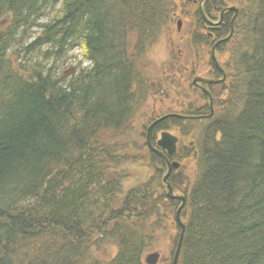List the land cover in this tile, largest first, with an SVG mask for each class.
<instances>
[{
    "label": "trees",
    "instance_id": "1",
    "mask_svg": "<svg viewBox=\"0 0 264 264\" xmlns=\"http://www.w3.org/2000/svg\"><path fill=\"white\" fill-rule=\"evenodd\" d=\"M220 1L208 0L205 15L217 16ZM175 3L0 0V264H144L164 231L159 263L171 264L180 229L165 221L180 203L162 190L165 164L148 150L151 175L126 191L117 169L130 161L120 138L155 92L133 59L166 31ZM233 21L243 50L229 59L211 118L156 127L187 136L202 122L177 264H264V0H244ZM32 29L40 34L21 45ZM76 48L87 65L66 80L55 63ZM35 55L40 63L27 60ZM107 246L109 259L90 256Z\"/></svg>",
    "mask_w": 264,
    "mask_h": 264
},
{
    "label": "rangeland",
    "instance_id": "2",
    "mask_svg": "<svg viewBox=\"0 0 264 264\" xmlns=\"http://www.w3.org/2000/svg\"><path fill=\"white\" fill-rule=\"evenodd\" d=\"M243 1L244 0H221V9L225 8L224 10H226L229 7H234L238 11ZM174 2L176 3L169 23L170 25L166 31L149 46L151 48L146 50L142 60L139 61L137 60L138 58L133 59L135 54L132 49L128 52L130 59L137 61L138 73L144 75L147 80L152 82L155 92L151 94L142 105H139L130 122V130L124 132L122 138H120L121 142L125 143L124 147H126V150L121 153H127L130 159L125 165L117 169L122 171L126 176L122 187L124 191L135 187L138 183L147 181L152 173V169L149 168V159L146 156L148 148L145 146L146 129L149 127L151 118L161 117L167 114H194L199 110V107L208 106V102L201 99L200 92L193 89L191 86L192 76L196 75L197 77L209 78V74L212 72V67L209 65L211 45L205 49L198 45V42H203V38L207 36L208 32L205 31L202 25L197 21L195 16L196 4L192 5L191 2H189V5L179 0H174ZM55 9L56 8H52V10L47 11L40 24L44 23L47 18L52 17L55 13ZM212 18H214L213 23H217L218 15L216 16L215 14ZM178 22L180 24L179 29ZM35 31L37 30L32 29L30 39L25 38L21 40V42H23L21 45L24 46L31 41L33 37L40 34L39 30L37 32ZM27 36H29L28 32ZM130 41L132 48L134 40L131 39ZM208 41H215V36L209 38ZM240 45V38L232 36L224 49H221L219 53H214L217 64H220L222 67L225 66V72L228 70V62L231 63L229 59L236 52L243 50ZM16 49V46L12 49L10 48V50H12V52H10L11 59L16 57L14 53ZM82 53L80 48L68 51L64 59L56 61V71L67 74L66 80H68L79 68L78 63L83 62ZM28 58H30L27 59L28 61L40 63V57H36V55ZM42 64L44 66H49L50 63L43 62ZM86 65L87 64L83 62L81 68L86 67ZM192 71L195 73L191 75ZM156 84H158L157 89H155ZM219 90L220 88L218 87L213 90V93H215L214 100ZM221 96L223 98L224 94H221ZM221 96L216 99H220ZM201 123L200 121L199 124H194L195 126L190 132L191 134L187 136H181L173 129L168 130L169 133L174 135L178 140L176 157L169 160L168 163L170 165L176 162L179 165L177 170L171 167L170 172L171 176L175 178V189L180 190H174V192L179 196H182L183 190H185L184 188L192 186L196 179V161L194 159L195 155H193V148L195 146V137L198 136L196 130L200 128ZM157 137L159 138L158 133L155 139ZM142 147H144V150H142ZM185 156L187 157L184 158ZM166 172L167 168L164 175ZM162 187V190L166 193L165 185H162ZM172 218L174 221L175 214L173 217H170L169 221H165L168 227L173 223ZM169 237V231L161 233L159 241L156 243V248L151 252H146L145 255L157 252L160 258L168 257ZM90 252L92 258L107 260L113 251L112 247L107 246L101 247L99 250L92 248ZM165 264H167V262H165Z\"/></svg>",
    "mask_w": 264,
    "mask_h": 264
},
{
    "label": "flooded vegetation",
    "instance_id": "3",
    "mask_svg": "<svg viewBox=\"0 0 264 264\" xmlns=\"http://www.w3.org/2000/svg\"><path fill=\"white\" fill-rule=\"evenodd\" d=\"M188 2H191L192 5H195L196 4V9L197 11H199V5L200 3L202 2L201 0H194V1H190V0H187ZM208 0H205L201 3L200 7L201 9L206 6V2ZM225 8H220L218 9L219 13H218V18H217V21L219 19V16H220V13L223 12ZM234 17V12H230V11H225L222 15V18H221V23L220 25H218L217 27H211L209 24L206 25V23L202 25V28L205 29V31H207V36L208 39L211 38L212 36H215V41H207V42H198L199 44V47L201 48H207L208 46L211 45V50H210V60H209V65L212 67V72L209 74V78H204V77H200V76H192V81H191V86L193 87V89H196L197 91L200 92V95H203L204 98L203 100H206L208 102V106H202V107H199V110L198 111H203V112H208V115H203V116H200V117H189V116H185L183 115L185 118L187 117V119L184 121H188L189 120H193L191 118H194L195 120H198V119H203V120H206V119H210L211 118V115L213 114V106H214V99L213 97H215V93H213V90L214 89H217L220 88L219 92L217 93V97L221 96V94H223V91H222V87L221 85H223L225 82H226V72H225V66L222 67L220 66V64L218 65L217 64V61L215 59V55L214 53H219V51H221V49H224L227 45H228V42L230 41V38L229 40L227 41H224V42H220L221 40L219 39H222V37H226L227 35H229V31L231 30V28H234L233 25H234V22L232 23V18ZM236 17V16H235ZM210 21H214V18L210 17L209 18ZM233 32V30H232ZM234 33V32H233ZM219 34L220 35H223L222 37H219ZM233 36V34H232ZM225 39V38H224ZM219 67H217L216 65ZM195 72L192 71L191 72V75L194 74ZM224 77V81L218 83V84H209V85H204V84H201L200 82H196V84H193V81L197 78H201V79H205V80H214V81H217V80H220ZM206 91L208 93V96L205 94ZM211 100V102H210ZM196 113V112H195ZM194 113V114H195ZM191 114V113H190ZM169 115H173V114H167V115H164V116H161V117H156V118H151V121L149 122V126L152 125V123L156 122V120L160 119V118H163V117H169ZM172 118V117H170ZM190 118V119H189ZM165 120V119H164ZM163 120L159 121L156 126H154L152 128V130L150 131L149 135H150V143L151 145L155 148V143L157 142V138L155 139V137L157 136V133H158V136H160L159 134L163 131H157L156 132V127L157 126H160L161 125V122ZM149 128V127H148ZM147 128V129H148ZM146 129V131H147ZM146 135V134H145ZM147 136V135H146ZM146 142V141H145ZM176 157V153L171 156V157H167V160H172L173 158ZM160 158V157H159ZM161 159V158H160ZM162 160V159H161ZM162 162L165 164V162L162 160ZM169 162V161H168ZM165 168L166 167V164H165Z\"/></svg>",
    "mask_w": 264,
    "mask_h": 264
},
{
    "label": "water",
    "instance_id": "4",
    "mask_svg": "<svg viewBox=\"0 0 264 264\" xmlns=\"http://www.w3.org/2000/svg\"><path fill=\"white\" fill-rule=\"evenodd\" d=\"M202 2L205 1V0H201ZM201 2V3H202ZM200 3V5H201ZM199 5V12L201 14V17H202V20L205 22V23H208L211 27H217L218 25H220V21H221V18H222V15L225 11H234V12H237V10L234 8V7H229L228 9L224 10L223 12L220 13V16H219V19H218V23H213V22H210V21H207L205 18H204V15H203V12H201V7ZM235 16L232 18V23L234 22ZM178 24V29H179V22L177 23ZM232 34V29L230 30V34L227 38L225 39H221L220 42H224V41H227L229 40L230 36ZM216 65V64H215ZM217 66V65H216ZM218 67V66H217ZM219 68V67H218ZM224 81V77L220 80H217V81H214V80H205V79H201V78H197L193 81V84H196V82H200L201 84H204V85H209V84H218L220 82ZM205 94L208 96V93L206 91H204ZM211 102V100H210ZM169 117H172V118H176V119H187L185 118L184 116H181V115H169ZM164 119H167V117H163V118H160L158 120H156V122L152 123V125L149 126V128L147 129L146 131V142H145V146H147L148 150L153 153L156 157H160L166 164V167H167V172L166 174L163 176V180L162 182L164 183L165 185V190H166V197L169 199V200H175L177 202L180 203V206L178 207L177 209V212L175 213V218H174V221L176 222V225L179 227L180 229V235H179V238H178V241H177V246H176V249L173 253V260L171 262V264H177V260H178V253H179V250H180V247H181V241H182V238H183V230H184V224L180 221V218H179V215H180V212L182 210V207L184 206V198L183 196H179V195H176L173 193L172 189L169 187L168 183H167V180L169 179L168 177L170 176V172H171V167L175 170H177L179 167V165L175 162V163H171L169 165L168 161H167V157H171L173 156L175 153H176V148H177V138L170 134L169 132H161L159 135V138L157 139V142L155 143V148L151 145L150 143V131L152 130V128L154 126H156V124L161 121V120H164ZM160 256L157 252H152L151 254L147 255V257L143 260L144 264H156L159 260Z\"/></svg>",
    "mask_w": 264,
    "mask_h": 264
},
{
    "label": "bare ground",
    "instance_id": "5",
    "mask_svg": "<svg viewBox=\"0 0 264 264\" xmlns=\"http://www.w3.org/2000/svg\"><path fill=\"white\" fill-rule=\"evenodd\" d=\"M199 12V11H198ZM201 12H203V9H201ZM232 12H234V11H232ZM199 14H200V12H199ZM237 14H238V11L237 12H234V16H237ZM203 15H204V18L207 20V21H210L208 18H209V16H207V15H205V12H203ZM200 17H201V14H200ZM201 20H202V17H201ZM203 21V20H202ZM204 22V21H203ZM210 22H212V21H210ZM205 23V22H204ZM218 23V22H217ZM208 23H206V25H207ZM232 30H233V28H231ZM230 32V31H229ZM230 34V33H229ZM232 34H233V32H232ZM232 34H231V36H230V38L232 37ZM229 35H227L226 37H222V39H224V38H227ZM219 40H221V39H219ZM190 117V116H189ZM191 117H195V119H196V116H191ZM187 118V117H186ZM190 119V118H189ZM191 119H193V120H195L194 118H191ZM167 161H169V160H167ZM183 196V195H182ZM167 198V197H166ZM184 198V197H183ZM168 199V198H167ZM169 200V199H168ZM185 201V200H184ZM184 204H185V202H184ZM183 208V207H182ZM178 209V208H177ZM177 209H176V212H177ZM181 213V212H180ZM149 255V254H148ZM174 256V255H173ZM147 257V255H145V254H143L142 255V259L144 260L145 258ZM172 260H173V258H172ZM172 260H171V262H172ZM160 262V258H159V260H158V262L156 263V264H160L159 263Z\"/></svg>",
    "mask_w": 264,
    "mask_h": 264
}]
</instances>
